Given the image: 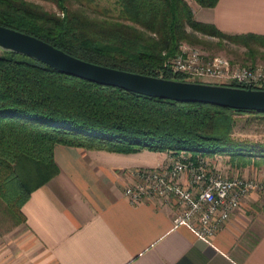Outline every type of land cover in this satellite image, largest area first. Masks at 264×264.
Wrapping results in <instances>:
<instances>
[{
	"label": "trees",
	"instance_id": "16d2710c",
	"mask_svg": "<svg viewBox=\"0 0 264 264\" xmlns=\"http://www.w3.org/2000/svg\"><path fill=\"white\" fill-rule=\"evenodd\" d=\"M40 1L57 12L25 0H0V26L83 61L143 76L189 81L172 74L168 63L182 44H204L201 37L218 40V47H242L248 56L264 50L262 36L227 35L197 22L188 0H113V11L99 10L96 0ZM190 1L201 8L218 2ZM240 115L264 119V113L98 85L0 50V212L16 217L17 225L24 222L21 209L30 194L59 174L58 145L119 154L189 153L193 158L264 155V145L234 138Z\"/></svg>",
	"mask_w": 264,
	"mask_h": 264
},
{
	"label": "crops",
	"instance_id": "0c3cea01",
	"mask_svg": "<svg viewBox=\"0 0 264 264\" xmlns=\"http://www.w3.org/2000/svg\"><path fill=\"white\" fill-rule=\"evenodd\" d=\"M191 9L197 22L224 34L264 37V0H218L212 8L194 3ZM156 154L148 167L171 153ZM118 156L56 146L59 174L30 194L20 235L0 252V264H264V194L252 192L203 241L174 227L172 207L157 200L130 203L123 195L131 183L127 170L111 164ZM215 157L226 176L264 183V155Z\"/></svg>",
	"mask_w": 264,
	"mask_h": 264
},
{
	"label": "built area",
	"instance_id": "2783aa9c",
	"mask_svg": "<svg viewBox=\"0 0 264 264\" xmlns=\"http://www.w3.org/2000/svg\"><path fill=\"white\" fill-rule=\"evenodd\" d=\"M168 67L172 74L187 77V82L264 90V65L241 66L186 44L179 47ZM125 174L131 183L123 195L130 203L157 200L172 207L174 227H186L203 241H209L252 192L264 194V183L240 175L226 176L206 155L170 154L160 165Z\"/></svg>",
	"mask_w": 264,
	"mask_h": 264
},
{
	"label": "water",
	"instance_id": "95a60500",
	"mask_svg": "<svg viewBox=\"0 0 264 264\" xmlns=\"http://www.w3.org/2000/svg\"><path fill=\"white\" fill-rule=\"evenodd\" d=\"M0 50L36 60L65 75L148 97L264 113V90L244 85L168 80L116 70L75 58L42 40L2 26Z\"/></svg>",
	"mask_w": 264,
	"mask_h": 264
},
{
	"label": "rangeland",
	"instance_id": "374dc122",
	"mask_svg": "<svg viewBox=\"0 0 264 264\" xmlns=\"http://www.w3.org/2000/svg\"><path fill=\"white\" fill-rule=\"evenodd\" d=\"M30 3L39 5L46 11L57 12V9L54 5L49 2H43L40 0H25ZM190 5L194 3L188 0ZM96 5L100 9H108L110 11L114 10L113 0H96ZM201 37V35H199ZM201 41L204 43L200 46H191V48L201 51L203 54L208 56H222L227 58L229 61L239 64L241 66H254L262 64L264 65V50H259V53L248 56L246 50L239 48L233 45H224V47H218V40L211 39L210 37H201ZM208 49V50H206ZM248 56L252 61L246 60L245 57ZM204 82L211 81L203 80ZM237 125L234 129V138L239 141H248L250 143H257L264 145V119L251 118L247 115H240L236 117ZM119 156L111 161V164L125 167L127 171L141 169V168H153L148 167L151 163H154L156 153L141 150L137 153L132 154H119ZM217 156V155H216ZM210 159V164L215 165L216 162L215 156H208ZM214 157V158H213ZM225 157L222 155V159ZM224 162V161H223ZM145 165V166H144ZM128 176V175H125ZM18 219L16 217H9L2 215L0 212V252L5 249L8 245H12V242L15 241L20 235L21 226L17 225ZM14 244V242H13Z\"/></svg>",
	"mask_w": 264,
	"mask_h": 264
}]
</instances>
